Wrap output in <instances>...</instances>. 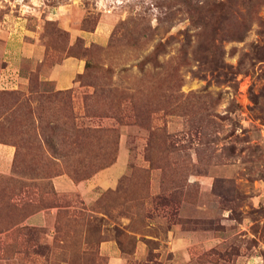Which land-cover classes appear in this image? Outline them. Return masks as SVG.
Wrapping results in <instances>:
<instances>
[{
  "label": "rangeland",
  "instance_id": "374dc122",
  "mask_svg": "<svg viewBox=\"0 0 264 264\" xmlns=\"http://www.w3.org/2000/svg\"><path fill=\"white\" fill-rule=\"evenodd\" d=\"M0 142V264H264V0H0Z\"/></svg>",
  "mask_w": 264,
  "mask_h": 264
},
{
  "label": "crops",
  "instance_id": "0c3cea01",
  "mask_svg": "<svg viewBox=\"0 0 264 264\" xmlns=\"http://www.w3.org/2000/svg\"><path fill=\"white\" fill-rule=\"evenodd\" d=\"M97 33L89 32L80 34L81 37L85 39H92L97 40L96 37ZM101 38V37H100ZM102 39V38H101ZM104 40V39H102ZM101 40V41H102ZM84 68V60L74 56L66 57L61 63L56 64L53 66L48 74V79L54 82L56 88L65 89L69 88L72 85L74 79L77 77L78 74L81 73L82 69ZM14 154V148L12 145L4 142H0V172L2 173H9L12 168V158ZM115 179V174H108V172H100L94 177L88 179L87 182L79 183L75 185L74 183H70L69 181L64 180L63 178H55L54 183L58 189L61 186L67 187L66 189H74L80 191L82 194L88 192V189L96 184H105L108 183L113 185V180ZM62 184V185H61ZM62 186V188H64ZM53 214V210L50 212H45L44 210H40L37 212H33L32 214L28 215L23 224L32 227H47L49 226L50 218ZM106 247L113 248V246L105 244ZM38 264H45V263H38Z\"/></svg>",
  "mask_w": 264,
  "mask_h": 264
},
{
  "label": "trees",
  "instance_id": "16d2710c",
  "mask_svg": "<svg viewBox=\"0 0 264 264\" xmlns=\"http://www.w3.org/2000/svg\"><path fill=\"white\" fill-rule=\"evenodd\" d=\"M31 213H32V212H31ZM31 213H30V214H31Z\"/></svg>",
  "mask_w": 264,
  "mask_h": 264
}]
</instances>
